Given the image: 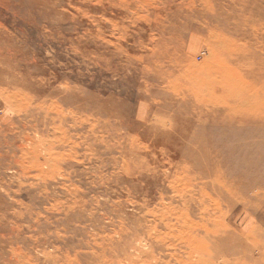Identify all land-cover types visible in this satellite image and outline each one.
<instances>
[{
	"label": "rangeland",
	"instance_id": "obj_1",
	"mask_svg": "<svg viewBox=\"0 0 264 264\" xmlns=\"http://www.w3.org/2000/svg\"><path fill=\"white\" fill-rule=\"evenodd\" d=\"M203 1L0 0V264L18 260L10 254L17 246L20 264H59L68 254L70 264H93L95 254L115 257L117 247L136 236L123 232L133 226L129 216L140 205L167 206L173 187L178 199H194L192 218L218 214L211 199L232 174L245 171L242 165L259 148L239 161L238 151L229 155L222 148L217 157L232 164L226 181L211 171L201 175L177 166L194 136L219 145L245 140L242 134L226 139L210 119L184 107L192 102L185 87H172L176 77L183 80L193 65L219 53L210 36L218 29H212L210 13L199 10ZM259 1L262 17L248 28V37L219 33L257 48L263 58L264 0ZM152 46L158 52L149 56ZM34 154L41 164L28 166L24 160L30 163ZM16 161L25 163V172ZM39 166L47 175H40ZM251 177L264 181V159ZM237 183L234 193L252 195L247 184ZM228 196L220 208L230 229L247 233L261 224L256 209ZM183 205L173 201L181 211Z\"/></svg>",
	"mask_w": 264,
	"mask_h": 264
},
{
	"label": "bare ground",
	"instance_id": "obj_2",
	"mask_svg": "<svg viewBox=\"0 0 264 264\" xmlns=\"http://www.w3.org/2000/svg\"><path fill=\"white\" fill-rule=\"evenodd\" d=\"M222 1L227 0H215L213 5L204 0L203 7L199 3L201 7L199 10L210 13L212 29H218V32L212 31L210 36L214 47L219 53L214 55L205 64L193 65V67L188 69V72H184L183 80L180 77H176L172 82V87H185L189 91L188 93L192 102H184V107L188 108L192 106L191 108L197 117L210 119L216 128L223 131V135L226 134L228 136L226 139H236L234 137H240L237 135L242 134L245 135V140L232 145L230 141H227L225 145H219L217 142L208 144L203 138L194 136L186 140L179 159L180 163L176 164L178 168L182 167V169L185 168L187 171L194 173L201 174L211 171L217 180L223 178L226 181L225 174L229 172L228 167L232 164L229 162V159L217 157L222 148L225 147L229 155L230 152L234 154L238 151L235 154L238 161L241 160L243 155L255 150V147L259 148L258 154L253 161H242V163L246 162L242 165L245 171L232 174V179L229 182H223V185L219 183L222 185L219 187L220 192L215 199H211V208L218 209V214H215L216 216H214V213L210 215L206 211L207 213L203 214V216L199 217L198 215V220L192 218L194 217L193 208L189 207L192 205V200L194 199L188 196V194L187 196L180 194L178 199L177 189L173 187V196L170 198L171 202L167 206L160 207L158 205L151 209L144 204L139 206L140 212L138 214L128 215L129 219H132L133 226L130 228L124 226L123 232H129V234L135 233V238L129 243L124 242L123 245L116 246L118 254H115V257L113 254L109 257L105 256V258L103 256L101 258L98 255L96 259L95 256L97 255L95 254L92 259L93 264H264V181L250 179L252 171L259 167L264 159V60H262L264 57L260 58L258 56L260 50L257 48H252L251 45L248 46L238 41L239 39L248 37V28L253 27L262 17L261 12L259 13V9H261L259 6L260 1L258 0L257 2L256 0L249 4L245 0H228L227 3H223ZM186 5H184V8H191V2ZM226 6H229L230 10L225 9ZM138 8H141L140 4ZM213 17H220L222 19L215 22L211 20ZM220 29L226 30L231 36H239V39L235 41L234 38H224L219 33ZM258 45L257 43L254 44V46ZM157 48H153L152 46L150 48L152 54L149 56L156 54L158 52ZM166 55L167 51L165 49L161 57ZM173 103L172 105H174ZM183 112L185 113V109ZM184 115L180 114L182 117ZM185 117H187V114ZM211 121L210 123H212ZM220 141H223V139H220ZM19 147L21 148V152L23 151L25 155L30 156L25 146L21 145ZM39 160L38 155L34 154L32 160H29L30 163L28 159L24 160V162L28 166L33 164L37 166L40 163ZM24 162L16 161L17 164H15L23 172H25L26 168ZM43 169L40 167L41 171ZM47 173V171H44L40 175H47ZM237 180H242V183H237ZM236 183L247 184L248 188L252 190L253 196L242 195L240 192L234 193L235 190L233 191L232 185ZM256 184L258 185L257 187ZM207 188L209 187L207 186ZM249 193L251 192L249 191ZM228 194L227 199L232 197L233 200H236L237 196H239L238 201L245 203L246 207L256 209L255 219H257V222L260 221L261 224L255 225L247 233L244 230L237 231L232 228L230 229L225 224L226 213L225 211H221L220 208L224 195ZM173 201H180L184 204L186 206L185 208L183 207L184 211H181L178 207H173ZM223 204L228 206L229 201L223 202ZM125 221L120 217L122 224H125ZM243 222L245 223L247 220L244 219ZM126 241L128 242V240ZM10 254L16 256L18 260L14 262L11 260L12 262L10 261L9 263L20 264V248L18 246L15 248L10 247ZM67 257H69V254ZM66 258L64 260L61 259L64 262L59 264H70L68 258ZM54 261L57 262V260Z\"/></svg>",
	"mask_w": 264,
	"mask_h": 264
}]
</instances>
